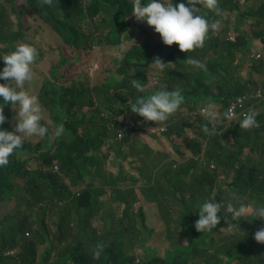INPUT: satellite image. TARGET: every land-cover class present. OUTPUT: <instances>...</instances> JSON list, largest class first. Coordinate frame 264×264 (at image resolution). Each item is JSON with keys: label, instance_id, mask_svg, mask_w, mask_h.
<instances>
[{"label": "trees", "instance_id": "trees-1", "mask_svg": "<svg viewBox=\"0 0 264 264\" xmlns=\"http://www.w3.org/2000/svg\"><path fill=\"white\" fill-rule=\"evenodd\" d=\"M64 1L71 6L66 17L52 21L47 19L48 12L44 11L46 7L41 0H0V57L14 51V40L27 36L26 23L34 27L49 23L67 46L71 41L76 46L70 48L78 50L119 46L124 37H131L128 25L135 21L131 15L134 0ZM218 7L220 15L201 9L200 14L209 23L220 21V29L209 32L203 48L181 52L177 44L164 45L153 28L143 27L147 36L123 54L116 72L103 82H93L84 72L83 76H75L64 84L43 83L39 98L56 125L41 121L49 131L45 136L46 150L32 158L31 164L32 159H24L25 151L17 149L9 157V164L0 168V204L8 199L16 201L14 212L3 213L0 209V264H232L235 260L238 264H264V244L253 238L264 227V220L252 218L237 224L226 213L224 203L220 214L227 219H221L211 232L195 230L198 214L192 215L185 225L180 218L179 230L170 227L167 230L179 242L165 254H156L148 244L156 231L163 229L159 224L160 205H151L134 188H122L132 176L125 174L124 165L117 174L108 177L116 165L111 152L124 157L125 147L135 156L132 165L145 169L153 164L155 153L142 143L140 135L148 133L155 137L156 133L132 128L120 119L129 113L136 123L142 122L145 127L164 126V135L184 156L177 169H167L160 176L168 199L190 189L192 195L217 202L229 183L232 192L228 202L264 203V109L257 119L259 126L250 130L240 129V120L229 121L226 116L230 99L248 90V83L237 77V69L231 62L236 52L246 53L250 49L251 38L241 36L237 44L222 41L227 38L223 22L237 16L252 22L251 32L247 33L241 31L240 21L235 28L238 35L253 33L264 46V0L243 11L241 0H218ZM193 54L207 59L217 91L193 81L190 69L185 67L190 66L185 60L192 59ZM77 59L62 53L52 74L56 76L64 65ZM156 59L165 66L157 69L151 78L150 68ZM3 67L4 61L0 59V70ZM252 72L264 74V59L254 62ZM134 80L144 86L143 93L133 87ZM176 89L181 91L183 103L167 121L156 125L143 122L142 117L131 113L129 106L138 95L148 98L159 90ZM204 102L214 105L217 113L212 135L203 131L208 121L201 113L193 119L186 116ZM218 105L224 111L221 116ZM2 106L6 116L2 127L13 131L14 108L0 102ZM59 125H63L64 132L56 137L53 130ZM193 127L194 131L187 135L186 130ZM23 146L31 147V144ZM49 146L53 149L48 151ZM182 150L190 151L193 157L185 156ZM138 204L144 207L135 208ZM114 205L117 210L122 209L118 217ZM148 212L158 217L151 218ZM227 225H238L244 233L233 235L226 230ZM30 235L32 239H28ZM40 245L46 248L38 261ZM58 245L61 252L51 260L50 255ZM136 251L139 253H130ZM11 253L14 254L7 255ZM138 255L143 257L141 262H137Z\"/></svg>", "mask_w": 264, "mask_h": 264}, {"label": "clouds", "instance_id": "clouds-1", "mask_svg": "<svg viewBox=\"0 0 264 264\" xmlns=\"http://www.w3.org/2000/svg\"><path fill=\"white\" fill-rule=\"evenodd\" d=\"M60 2H62L63 5H69L64 0H58L57 2H53V0H41V4L45 5L46 8L55 7ZM197 5H200V7H197ZM201 9L214 11L217 15L221 14L218 7V0H181L180 3H175L174 0H146V3L144 4L141 3V0H134L131 15L134 16L137 22L146 23L143 26L145 29L153 28L154 32L160 35L164 45L171 46L173 44H177L179 51L189 53L194 49L203 48L209 32H215L220 29V21L216 20L215 22L209 23L206 17L200 14ZM67 12L68 8L65 9L64 16L61 19L57 18L56 13L48 12L47 19L52 21H61L66 17ZM14 28L18 29L17 26ZM29 28L30 27H26V33H28ZM56 33L61 37L57 31ZM241 36L251 38L250 49L246 53L239 51L236 52L231 65L233 68L237 69V77L246 81V77L241 75V70L246 63H250L247 74L252 73V75L251 79H249L250 81H246L248 83V90L241 96H235L230 99L229 108L227 109L228 113H226L229 121L232 119V113L229 110L233 104L243 101L244 107L247 109L256 101V98H251V96L257 94L259 90L264 89V74L252 72L254 62H260L264 59V53H261L260 51L264 47L262 41L258 38H254L253 33L251 35L230 34L222 41L230 44H237ZM19 42L23 43L18 46L15 44L16 48L14 51L0 57V59L4 61V67L0 70V80L7 81V83H0V98H2L0 102H3V105H10L18 110L15 118L16 123L14 129L13 131H8L2 127L6 121V116L3 112V106L0 107V168L9 164V157L17 149H22V145L25 143V139L27 137H43L48 134V128L41 124V121L44 118L42 108H46L42 106L39 95L36 96L34 94H30L27 90H23L25 83L30 82L33 79L32 65L38 57V50L34 47V45L29 44L27 41ZM255 47L257 48L258 53L252 54ZM74 49L78 50L77 48ZM198 57L200 60H196L194 58L190 59L189 57L185 60L188 65L199 69H205L207 66L205 70L190 69L193 81L196 85L209 87L211 90L217 91L214 80L209 73V64L207 59L201 55ZM164 66L165 64L159 59H156L153 65V67L157 69H163ZM255 76H260L262 78L259 83L254 80ZM204 81H208L209 83L206 84ZM250 86H254V88H250ZM133 87L140 93L145 91L144 86L138 80L133 81ZM182 103L183 96L179 89L171 91L159 90L148 98H145L143 95H138L129 108L131 113L142 117L143 122L151 121L155 122L157 125L167 121L170 116L177 112ZM263 104L264 102L260 103L256 111H249L243 114V118L239 119L240 121L238 126L240 129L250 130L259 126L257 119L263 113ZM199 113H201L208 121V124L204 126L203 131L209 135L214 134L215 123L217 121L215 106L204 102V104L199 106L197 111H190L186 116L193 119L196 118ZM221 115L222 111H220L219 116ZM49 119L54 123L50 113ZM122 121L127 122L124 117L122 118ZM133 123L136 124L135 121H133ZM209 125L211 127H209ZM152 128H158V131L160 132L161 129H164V126ZM194 129L195 128L193 127V129H190L191 131H189V129L186 131L191 134ZM63 132V125H59L53 130V135L60 137ZM148 132L155 133L153 131ZM160 133L164 136V131ZM147 136H150V134H147ZM185 156L193 157V153L189 152V154ZM212 167L215 166L212 165L211 168ZM151 182V178H146L145 186H153L156 190L166 188L163 180L157 186L152 185ZM137 184L138 181L134 180L133 176H131L124 184H122V188H134V190L138 189L142 192L146 201H148L151 205L158 206L159 203L151 202L146 196L147 191L145 189L137 188ZM153 194V190H148V195L151 196ZM222 206L223 205L221 203L204 201L199 206L198 210L194 211L199 217L194 223L195 230L200 233L211 232L220 223L221 219H227L226 216H222L220 214ZM114 208L117 210V205H114ZM226 213L230 214L232 221L237 224L241 220L252 218H260L264 220V203L248 205L239 202H228L226 205ZM229 229L230 226L227 225L226 230ZM253 238L257 243L264 244V227L259 228L254 233ZM13 254L14 253L7 255ZM98 254L99 253H97V255Z\"/></svg>", "mask_w": 264, "mask_h": 264}, {"label": "rangeland", "instance_id": "rangeland-1", "mask_svg": "<svg viewBox=\"0 0 264 264\" xmlns=\"http://www.w3.org/2000/svg\"><path fill=\"white\" fill-rule=\"evenodd\" d=\"M89 0H87L88 2ZM141 3H146V0H141ZM258 4V0H241V9L242 11L245 10L247 7H256ZM70 5H63L62 2H60L58 5H56L53 8H45L44 11L47 12H54L56 13V16L58 19H61L64 16L65 9L70 8ZM200 7V5L198 6ZM241 21V31L250 33L251 32V26L252 22L250 20H240L237 19V16L233 19L228 18L227 22L224 23V29H227L226 37L230 32H233L238 35V31L235 29L236 26H238V23ZM146 23L143 22H137L136 20L133 21L130 25H128V28L130 32H132V35L130 38L124 37L121 41V44L119 46H110V45H100L96 46L92 49L83 50V49H72L70 47L76 46L73 42L70 41L69 45L67 46L63 39L56 33V30L54 27H52L49 23L42 26H31L28 30L27 36L23 39H16L14 40L16 46L19 44H22L23 42L19 41H26L30 40L33 42L34 47L38 50V57L34 64L32 65V71H33V79L30 82H26L23 86V90H27L30 94H34L38 96L42 90L43 83L50 82V83H59L64 84L67 81L71 80L75 76H83L84 72L88 74L92 81L95 83L103 82L106 77L110 76L112 73L116 72L118 67V61L123 56L125 52H127L136 42H139L140 40H143L145 36H147L148 32L143 33V26ZM59 25V23H58ZM60 25L64 26V23H61ZM83 47V44H82ZM261 53H264V47L260 50ZM64 53L69 57H72L73 59L78 58L75 60V63L72 64H66L64 65L58 72V74L55 76L52 74V69L54 66H56L59 61L61 60V54ZM153 53V52H152ZM253 53H258L257 48L255 47L252 51ZM192 57L196 60H200L197 54H193ZM260 60V59H258ZM203 63V62H202ZM205 64V63H204ZM206 66V64H205ZM187 69H195V70H205V69H199L194 66H185ZM250 67V63H246L242 70L241 75L243 77H246L245 80L248 81L251 79L252 73H248V69ZM157 72V68L151 67L149 76L153 78ZM194 72V71H191ZM195 74V73H192ZM260 76H255L254 80L259 83L261 81ZM204 83L208 84V81H204ZM250 88H254V86H250ZM39 101V100H38ZM40 103V102H39ZM222 112V106H217ZM264 107V104L262 105ZM17 109L14 108L13 110V116H12V128L14 129L15 123H16V115H17ZM43 113V119L42 121L49 123L50 125H56V123L51 122L49 119V113L46 109L42 108ZM97 114V113H96ZM125 118L127 122H129L132 126L138 127L137 129L142 128V130L145 131H153L156 134L155 137L159 139L163 137V134L158 131V128H152V127H145L142 122L137 121L135 125H133V121L135 120L132 115L129 113H125L120 119ZM82 132V130H80ZM193 132V131H192ZM49 133V131H48ZM46 136V135H45ZM45 136L39 137V136H33V137H27L25 139V144H31V147L23 146L21 151H25V160L32 159L39 157L41 153H43L46 149L44 148L45 145ZM141 136H147V134H141ZM151 137V136H150ZM123 138V134L119 136V139ZM140 139L145 143L147 140H144V138L140 137ZM161 145V144H159ZM53 149V146H49L47 150ZM127 150V147L124 148V151ZM34 159L31 160L30 164L33 162ZM126 165V164H125ZM121 167V166H120ZM119 166L115 165L113 166L110 171L108 172V177L112 174H114L119 168ZM145 169L152 173L153 169L150 166H146ZM159 175H161L164 170H155ZM229 183L225 184V187L222 190V193L220 194V200L217 201V203H221L226 205L229 199V194L232 192L229 188ZM205 198L197 207H188L184 208V199H179L176 201L177 209H175V212L172 215L165 216L166 219L169 221V227L175 231L180 229V218L182 224H188L190 221V218L192 215L197 214L194 211H197L199 206L206 200ZM255 203H251V205H254ZM16 201L15 199H8L0 204V208L2 209L3 213H12L15 210ZM139 206L144 207L142 204L136 205L135 208H138ZM121 210L118 209L116 211V216L121 215ZM181 211V213H180ZM147 214L151 215V218L158 217L156 214H152L151 212H148ZM182 214V216H181ZM50 230L54 232L52 227H50ZM168 228H164L162 230L156 231L154 234L151 242L148 244L150 248H153L156 251V254L163 255L167 251L171 250L173 248V245L175 242H179L177 238L173 239L169 236L167 232ZM229 233L233 235H242L244 231L242 228H240L238 225L230 226V229L227 230ZM217 238L218 236L215 235ZM28 239H32V235ZM46 248L45 245H40L38 249V261H40V255L43 253V250ZM61 247L58 245L56 246V250L53 252V254L50 255V259L54 260L57 258V256L61 252ZM131 254H138L139 252H130ZM139 260L137 262H141L142 256L138 255ZM232 264H238V260H235Z\"/></svg>", "mask_w": 264, "mask_h": 264}, {"label": "crops", "instance_id": "crops-1", "mask_svg": "<svg viewBox=\"0 0 264 264\" xmlns=\"http://www.w3.org/2000/svg\"><path fill=\"white\" fill-rule=\"evenodd\" d=\"M32 25L26 24V27H31ZM34 27V26H33ZM189 131H191L189 129ZM148 134V133H144ZM190 135V134H187ZM144 138V140H147V142H143L145 145L149 147L150 150H152L155 155L153 156V164H151V168L153 169V173L148 172L146 169L142 168L139 165H132L131 163L135 162V156L132 155L131 150L127 148V150L124 151V157H118L113 152H111L112 157L114 161L116 162L117 166H125V174H131L134 178V180L138 181L137 188L145 189L147 191V198L151 202H158L160 205V215L162 217L159 224L164 228L169 227V221L166 219L165 216L172 215L175 212V209H177L176 201L179 199L185 200V208L188 207H197L202 201L203 196L199 195H192L190 189H187L183 191V194H180L179 192L174 195V198L171 200L167 197V189H160L156 190L153 186L147 187L145 186L146 178H151L152 182L151 184L154 186H157L160 182H162V178L160 177L155 170H164L167 169H177L178 165H180L182 162H184V156L182 153L178 152V150L172 145L171 141L164 135L163 137L156 139L152 138L150 136H141ZM161 144V145H159ZM186 154H189L190 151H185ZM126 164V165H125ZM128 167H131L129 170H127ZM143 169V170H142ZM115 172V174H117ZM130 176V175H129ZM191 178V177H189ZM164 182V181H163ZM148 190H153V195H148ZM137 191H139L137 189ZM217 196V194L214 192L213 197ZM162 230V229H161Z\"/></svg>", "mask_w": 264, "mask_h": 264}, {"label": "built area", "instance_id": "built-area-1", "mask_svg": "<svg viewBox=\"0 0 264 264\" xmlns=\"http://www.w3.org/2000/svg\"><path fill=\"white\" fill-rule=\"evenodd\" d=\"M251 98H256V101L251 106H249L247 109L244 107L243 101H240V103H235L231 106L229 110L232 113L231 121L242 119L244 113H247L249 111H253V112L256 111L260 103L264 102V89L259 90L257 94L252 95ZM126 123L132 128L135 127V126H132L129 122H126ZM133 125L135 124L133 123ZM163 131L164 129L160 130V132H163ZM212 168L214 169L215 167H212Z\"/></svg>", "mask_w": 264, "mask_h": 264}]
</instances>
